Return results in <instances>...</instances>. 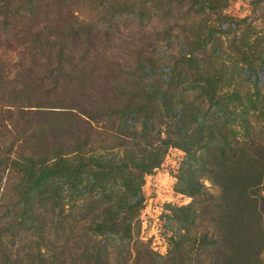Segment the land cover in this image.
<instances>
[{
	"label": "trees",
	"instance_id": "16d2710c",
	"mask_svg": "<svg viewBox=\"0 0 264 264\" xmlns=\"http://www.w3.org/2000/svg\"><path fill=\"white\" fill-rule=\"evenodd\" d=\"M16 1L0 0V224L14 172L11 185L25 192L28 204L43 190L47 198L60 199L62 178L78 180L79 171L95 167L86 184V228L114 234L119 243L100 244L87 255L69 252L71 264H264V93L231 102L210 76V109L199 121L202 104L179 101L176 79L162 81L156 67L116 53L88 18L59 7L18 11ZM195 1L218 8L224 0ZM251 38L244 40L245 51L239 46L237 51H261L264 37ZM176 62L175 68L180 62H187V70L198 68L193 56ZM214 105L219 109L211 110ZM130 115H137L133 123ZM138 120L145 136L159 123L176 126V144L201 150L194 172L206 170L216 188L196 183L192 203L175 210L184 232L170 239L167 259L135 237L141 227H133L137 191L129 189V196L108 191L112 177L125 173L127 165L89 155L128 146L121 133L137 138ZM162 143L171 144L170 139Z\"/></svg>",
	"mask_w": 264,
	"mask_h": 264
},
{
	"label": "rangeland",
	"instance_id": "374dc122",
	"mask_svg": "<svg viewBox=\"0 0 264 264\" xmlns=\"http://www.w3.org/2000/svg\"><path fill=\"white\" fill-rule=\"evenodd\" d=\"M25 2L17 0L14 8L44 11L59 7L88 18L97 32L110 39L116 53L126 55L125 59L132 62L141 59L143 64L156 67L161 80L176 79L179 101L192 99L202 104L204 112L199 114V121L210 109L207 97L210 76L218 93L231 102H242L248 94L264 93V46L254 54L237 51L238 46L245 51V38L264 37V0H224L218 8L195 0ZM182 56H193L198 68L187 70V62H180L175 68ZM220 106L214 105L211 110ZM136 116L130 115L128 121L133 123ZM143 125L136 122L137 138L121 133L129 141L128 146L101 148L89 155L103 162L123 160L127 165L125 173L119 171L112 177L108 191H123L127 196L129 189L137 191L131 197L139 201L132 214L133 227H138V223L141 226L135 237L144 241L155 255L167 259L172 249L170 239L184 232L175 210L192 203L191 191L196 183L210 191L216 188L206 170L194 172L199 169L201 150L176 144L180 139L176 126L159 123L154 131H149L150 136H145ZM164 139H170L171 144L162 143ZM143 149H147V154ZM148 160L157 166L147 167L144 163ZM73 161L78 163L77 157ZM95 169L79 171L78 180L62 178L60 199L47 198L48 190H43L28 204L24 202L25 192L11 185L14 172L2 199L5 214L0 224V264H65L69 252L87 255L100 244L119 243L114 234L102 235L86 228L82 215L88 200L86 184L92 179L90 171ZM80 261L84 262L85 257ZM67 262L71 264L73 259Z\"/></svg>",
	"mask_w": 264,
	"mask_h": 264
}]
</instances>
